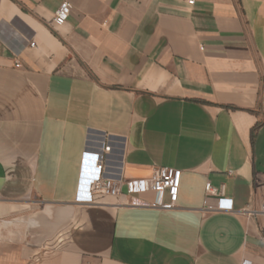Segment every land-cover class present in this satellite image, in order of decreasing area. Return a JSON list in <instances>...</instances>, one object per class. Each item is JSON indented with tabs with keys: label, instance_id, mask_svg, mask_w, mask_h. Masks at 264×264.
<instances>
[{
	"label": "crops",
	"instance_id": "crops-1",
	"mask_svg": "<svg viewBox=\"0 0 264 264\" xmlns=\"http://www.w3.org/2000/svg\"><path fill=\"white\" fill-rule=\"evenodd\" d=\"M188 1L0 0V264H264V0ZM90 130L175 209L79 200Z\"/></svg>",
	"mask_w": 264,
	"mask_h": 264
},
{
	"label": "built area",
	"instance_id": "built-area-1",
	"mask_svg": "<svg viewBox=\"0 0 264 264\" xmlns=\"http://www.w3.org/2000/svg\"><path fill=\"white\" fill-rule=\"evenodd\" d=\"M195 0H189L188 3L193 5ZM71 5L62 2L54 13L53 24L56 27L63 26L70 14ZM34 47V43H30ZM19 67V65H16ZM112 141H107L101 150L95 148L93 161L89 167H84L83 177L78 190V198L83 202L91 201L93 198L101 197H119L125 194L131 199L132 206H153L161 210L169 211L176 207L179 195L181 180V171L168 168L158 167L154 169L150 178L147 179H124L121 168L118 167V161L115 159L113 150L115 149ZM87 184V189L86 183ZM124 190V192H123ZM205 197L203 200V209L214 212H233L232 200L223 197V190L216 189L210 183L204 187ZM147 193L154 195V202L149 204L141 200V196ZM214 199L215 204L212 206L208 202ZM249 216L257 219L264 216V201L251 211H247ZM242 264H251L244 261Z\"/></svg>",
	"mask_w": 264,
	"mask_h": 264
},
{
	"label": "water",
	"instance_id": "water-1",
	"mask_svg": "<svg viewBox=\"0 0 264 264\" xmlns=\"http://www.w3.org/2000/svg\"><path fill=\"white\" fill-rule=\"evenodd\" d=\"M89 136H88V141L86 143V154H85V165L87 164L86 163V159L88 158V154L91 152L90 150V146H92V142L91 140L93 139V136L94 135H97L98 136V140H99V144L96 145V147L98 148V152L101 153V150L104 146V142H105V139H106V136L104 133L102 132H98V131H92L90 130L89 132ZM109 140H114V141H120L122 142L123 140L122 139H118V138H115V137H109ZM114 146V150H113V153L114 155H116L115 159L118 161V167L121 168V154H122V149H123V145L122 144H113ZM87 184L88 182L86 183V189H87Z\"/></svg>",
	"mask_w": 264,
	"mask_h": 264
},
{
	"label": "trees",
	"instance_id": "trees-1",
	"mask_svg": "<svg viewBox=\"0 0 264 264\" xmlns=\"http://www.w3.org/2000/svg\"><path fill=\"white\" fill-rule=\"evenodd\" d=\"M257 128H258V126L254 130H256ZM254 130H253V132H254Z\"/></svg>",
	"mask_w": 264,
	"mask_h": 264
}]
</instances>
